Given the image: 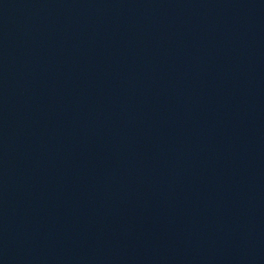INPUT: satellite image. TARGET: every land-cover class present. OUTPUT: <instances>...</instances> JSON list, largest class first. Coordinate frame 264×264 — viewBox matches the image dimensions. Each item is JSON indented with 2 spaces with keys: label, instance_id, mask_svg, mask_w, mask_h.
<instances>
[{
  "label": "water",
  "instance_id": "1",
  "mask_svg": "<svg viewBox=\"0 0 264 264\" xmlns=\"http://www.w3.org/2000/svg\"><path fill=\"white\" fill-rule=\"evenodd\" d=\"M0 264H264V0H0Z\"/></svg>",
  "mask_w": 264,
  "mask_h": 264
}]
</instances>
